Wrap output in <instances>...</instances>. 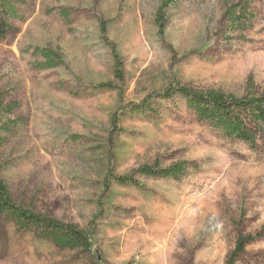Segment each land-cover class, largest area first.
Listing matches in <instances>:
<instances>
[{"label":"rangeland","instance_id":"obj_1","mask_svg":"<svg viewBox=\"0 0 264 264\" xmlns=\"http://www.w3.org/2000/svg\"><path fill=\"white\" fill-rule=\"evenodd\" d=\"M2 2L0 95L14 107L0 110V177L17 206L76 225L91 246L60 247L0 213V264H264V137L226 138L178 91H262L264 0L243 2L235 25L226 10L242 0H181L163 35L159 0ZM34 48L63 64L38 68ZM178 162L176 179L137 171Z\"/></svg>","mask_w":264,"mask_h":264},{"label":"trees","instance_id":"obj_2","mask_svg":"<svg viewBox=\"0 0 264 264\" xmlns=\"http://www.w3.org/2000/svg\"><path fill=\"white\" fill-rule=\"evenodd\" d=\"M181 0H159V5L156 10L154 22L157 26V33L163 35L166 17L165 9L172 4ZM250 0H242L230 6L226 10L227 16L232 24L240 22V13L237 10H242L243 2L247 3ZM60 15L67 21L69 13L65 8L59 9ZM8 12L2 0H0V39L4 38L10 28L6 20ZM34 53H39L43 61L37 62L36 66L40 69H51L63 64L58 51L47 48H34ZM115 58L114 75L120 80H123V74L120 69L118 56L113 53ZM99 88L111 87L109 83H101ZM179 93L184 97L187 107L194 112L195 117L202 122H206L209 126L217 129L228 139H235L255 146L258 140V135L264 137V88L259 92H248L243 97H236L231 94H225L219 90H194L185 86L178 88ZM14 106H3V99L0 95V110H5L8 113L12 111ZM2 137L0 135V144ZM2 165L0 164V171ZM186 170L185 162H178L166 168L158 166L144 165L138 168V172L142 175L151 177L163 178H179ZM116 180L120 183L129 181L126 177H117ZM0 213L11 216L19 225L23 227H34L40 230L43 234L48 235L55 244L60 247H90L91 236L85 234L76 225L71 223H62L55 219L36 214L34 212L23 209L17 206L10 197L6 184L0 177ZM264 230V225L262 227ZM252 239V237H239L237 239L236 248L233 253L241 251L244 241Z\"/></svg>","mask_w":264,"mask_h":264},{"label":"crops","instance_id":"obj_3","mask_svg":"<svg viewBox=\"0 0 264 264\" xmlns=\"http://www.w3.org/2000/svg\"><path fill=\"white\" fill-rule=\"evenodd\" d=\"M147 178H152L150 176H146ZM168 179H172V178H168ZM191 218V214L187 213L183 218H182V222H184V224H188L189 223V219Z\"/></svg>","mask_w":264,"mask_h":264}]
</instances>
